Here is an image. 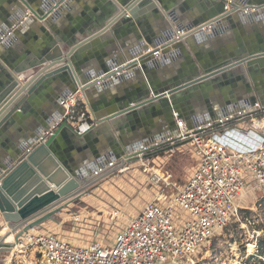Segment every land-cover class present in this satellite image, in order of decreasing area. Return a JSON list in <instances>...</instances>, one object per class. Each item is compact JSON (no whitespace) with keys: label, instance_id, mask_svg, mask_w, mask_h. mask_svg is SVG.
<instances>
[{"label":"water","instance_id":"1","mask_svg":"<svg viewBox=\"0 0 264 264\" xmlns=\"http://www.w3.org/2000/svg\"><path fill=\"white\" fill-rule=\"evenodd\" d=\"M61 4L66 5V2L43 0L32 7L25 0H14V6L2 14L0 47L8 46L11 37L22 33L20 27L24 24L45 20ZM130 16L136 21L141 18L135 10L130 12ZM227 24L236 34L247 29L255 32L262 26L264 28V0H248L247 4H239V0H223L213 18L192 20L186 26L179 24L178 32L182 33L178 35L170 28L159 44L148 41L152 49L145 43L131 52L126 51V61L122 53H116L114 57H94L95 65L91 68L88 61L83 65V57L74 55L76 50L81 52L80 47L73 46L67 53L61 47H51L29 67L7 71L8 85L0 91V145L7 152L5 156L0 154V214L6 224L0 225V264L5 260L3 256L10 254L31 230L43 229L49 221L56 223L57 215L117 171L155 154L173 151L186 143L177 137L179 132L172 120H169L168 127H144V114L148 111L162 109L169 116L179 112L180 108L185 109V105L195 106L201 101L203 110L193 111V116L201 120L203 126L208 124L218 141L237 150L247 149L242 140L254 134L239 126L245 121L238 120L237 113L248 106L264 108V46L259 50L243 48L240 53L230 54L215 44L218 56L213 62H219L213 67L201 64V72L195 71L193 76H172L163 87L155 81L156 64L166 67L182 58L178 57L180 54L187 56L191 52L201 61L199 47L193 42L200 44L209 37L216 38L228 28ZM206 29L212 32L209 37ZM6 58L0 49V62ZM27 72L32 73L28 76ZM231 72L245 83L247 94L243 103L238 101V91L232 90V79L226 78ZM135 74L139 77L142 74L147 82L144 93L139 99L128 101L123 108L111 105L106 110H94L97 123L90 131L79 134L62 121L64 108L61 102L67 95L81 88L87 99L91 97L92 90L105 98V91L110 92L113 85L121 84ZM54 77L62 78L66 84V96L55 95V99L50 96L59 113L43 112V120L37 130L22 132V144L7 142V130L17 121L18 110H25L21 108L28 101L26 94L32 96ZM216 88L221 92L219 100L211 95ZM121 116H132L133 119L126 124L128 118L119 119ZM108 122L122 133L118 140L115 139L110 152H94L95 160L82 166L63 156L59 145L61 139L76 143L90 133L108 130ZM187 124L191 128L188 117ZM125 128L130 130L131 143L125 139ZM5 230L8 232L1 235ZM11 236L14 241L9 243L7 240Z\"/></svg>","mask_w":264,"mask_h":264},{"label":"crops","instance_id":"2","mask_svg":"<svg viewBox=\"0 0 264 264\" xmlns=\"http://www.w3.org/2000/svg\"><path fill=\"white\" fill-rule=\"evenodd\" d=\"M25 1L32 7H35L34 3L36 5L43 2V0ZM222 1L223 0H64L66 5L61 4L58 10L53 11L45 20L24 24L20 27L22 33L11 37L8 46L3 48L0 47L1 51L7 57L6 60H1L0 62V91L8 85L7 71L14 72V68L29 67L31 63L39 60L46 49L61 47V50L67 53L73 46L80 47L81 52L79 53L76 50L74 55L83 57V65L88 64L84 61H88L91 64L89 66L91 68L95 65V62H93L94 60H92L94 57H114L117 56L116 53H122L123 56L126 57V61V51L131 52L139 44L145 43L149 46V49H152L149 42L159 44L161 42L160 39L170 28L175 30L178 35L182 33L178 32L179 24H185L186 26V24L192 20L200 21L202 19H209L210 17L213 18L215 13L218 12L219 6L222 5ZM241 3L247 4L248 0H239V4ZM13 4L14 0H0V24L2 22V14L10 10L14 6ZM133 10L137 11L141 16L138 21L132 19L130 16V12ZM227 25L228 28L216 38H210L209 34L212 32L206 29L205 31L209 37L207 41L200 44H197V41L193 42V44L199 47L198 51L201 61H198L195 54L191 52L188 53L187 56L180 54L178 57L182 58L172 61L171 65L166 67L156 64L155 68L158 69L157 78L155 80L156 83L163 87L172 76H193L195 71L201 72V64L207 68L213 67L215 63L219 62H213L216 56H218V48H216L215 51V44L219 47L221 45V51L230 54L240 53L243 48L247 49L250 47L259 50L264 46L263 26L255 32L247 29L236 34L233 28L229 24ZM177 35L174 37L176 38ZM144 52L145 50L142 53ZM185 57H189L190 59ZM27 73L29 76L32 72ZM226 78L232 79V90L238 91V101L241 103L245 102L247 91L243 80L239 79V76L233 72L227 74ZM146 89L147 82L143 75L141 74L139 77V75L135 74V76L123 83L113 85L109 89L110 92L105 91V98L101 97L100 93H95L92 90L91 97H88L86 101L87 107L92 118L97 123L94 110H106L111 105H116L119 109L123 108L128 101L132 102L139 99ZM65 90L66 84L62 78L54 77L53 79L47 80L32 96L26 94L28 101L21 108H25V110H18L17 121L7 130V142L18 145L22 144L24 141L22 132L37 130L41 126L43 112H48L51 115L54 113L56 114V112L59 113L57 107L51 102L50 96L54 98L55 95L60 94L64 97L66 96V93H64ZM102 93H104V91ZM220 93L221 92L216 88L211 92V95L215 100H219ZM194 101L195 99L192 100V104ZM184 107L185 109L180 108L179 112H174L173 114H169V116L167 113L165 114L162 109L148 111L144 114V127L148 128L149 125L158 126L160 128L164 126L168 127L169 120H172L175 128H177L179 132L177 121L184 120L187 123V117L190 119L191 128L202 125L201 120L196 116L194 117L192 114L193 111L203 110L202 102L198 101L195 106L185 105ZM220 109L221 108H218V110ZM202 116L204 115H201V117ZM124 117L128 118L126 124H130L129 122L133 119L132 116H121L119 119H124ZM108 123H106L109 127L108 130L95 131L92 135L90 133L88 137L78 139L76 143H67L66 139H61L59 145L61 146V153L63 156L71 158L76 164L82 166L95 160L94 152H110L115 139L118 140L122 133L114 128L112 122ZM188 127L190 126L188 125ZM146 128L144 129L146 130ZM168 129L169 128H167V130ZM129 131L128 128H125L123 133L126 141L131 143L133 141ZM182 148L192 153L188 144L185 143L180 145L177 150H181ZM4 153L7 155L6 148L0 145V154L5 156ZM192 158H194V160L197 159L194 155ZM197 163L198 161L196 160V165L191 175ZM50 187L54 186L51 185ZM79 200H81V198ZM50 224L53 225L55 223L49 221L44 225L45 229H47ZM0 225L6 226L1 214ZM121 231L122 229L115 235L109 246L113 245L116 236ZM14 252L15 251L3 256L5 260L1 264H9L10 258Z\"/></svg>","mask_w":264,"mask_h":264},{"label":"built area","instance_id":"3","mask_svg":"<svg viewBox=\"0 0 264 264\" xmlns=\"http://www.w3.org/2000/svg\"><path fill=\"white\" fill-rule=\"evenodd\" d=\"M86 101L85 92L79 88L61 102L62 121L79 134L96 125ZM237 117L248 123L239 126L254 134L243 138L246 150L218 141L208 125L189 128L184 120L177 121V137L186 141L197 158L194 172L172 198L149 202L130 218L112 246H77L54 233L34 230L13 249L21 255L14 264H38L33 249L40 253L42 264L199 263L215 252L211 250L217 235L233 218L241 221L249 208L236 202L248 186L245 173L250 171L257 186L264 188V108L247 107ZM262 203L264 196L259 200V205ZM178 207L189 215L181 229L175 223Z\"/></svg>","mask_w":264,"mask_h":264},{"label":"rangeland","instance_id":"4","mask_svg":"<svg viewBox=\"0 0 264 264\" xmlns=\"http://www.w3.org/2000/svg\"><path fill=\"white\" fill-rule=\"evenodd\" d=\"M192 156L189 150L174 149L126 166L57 215L55 224L44 227L45 230H35L54 233L77 246L92 243L109 246L129 219L146 204L164 196L172 198L185 185L196 165ZM244 176L248 186L236 202L249 207L245 209L249 214L243 213L241 221L233 218L214 239L211 251L215 252L196 264H264L259 247L264 238V203L259 205L264 188L257 186L250 171ZM188 219V212L178 207L176 226L181 229ZM33 252L37 263L42 264L40 253L34 249ZM20 256L18 251L14 252L9 264H14Z\"/></svg>","mask_w":264,"mask_h":264},{"label":"trees","instance_id":"5","mask_svg":"<svg viewBox=\"0 0 264 264\" xmlns=\"http://www.w3.org/2000/svg\"><path fill=\"white\" fill-rule=\"evenodd\" d=\"M250 211H245V213L248 215ZM260 243V249H261V255L264 256V238L259 242Z\"/></svg>","mask_w":264,"mask_h":264},{"label":"bare ground","instance_id":"6","mask_svg":"<svg viewBox=\"0 0 264 264\" xmlns=\"http://www.w3.org/2000/svg\"><path fill=\"white\" fill-rule=\"evenodd\" d=\"M249 107V106H248ZM208 125V124H207ZM229 139V138H228ZM230 141H232V139H229ZM35 230V229H34ZM34 230H31V231H34ZM6 232H8V230H5L4 232H2L1 235H4ZM9 243L13 242L14 241V237H10L8 240H7ZM13 252V251H12Z\"/></svg>","mask_w":264,"mask_h":264}]
</instances>
